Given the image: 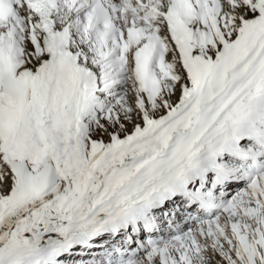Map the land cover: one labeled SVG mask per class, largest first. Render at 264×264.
Instances as JSON below:
<instances>
[{
  "label": "snow or ice",
  "instance_id": "1",
  "mask_svg": "<svg viewBox=\"0 0 264 264\" xmlns=\"http://www.w3.org/2000/svg\"><path fill=\"white\" fill-rule=\"evenodd\" d=\"M0 264H264V0H0Z\"/></svg>",
  "mask_w": 264,
  "mask_h": 264
}]
</instances>
